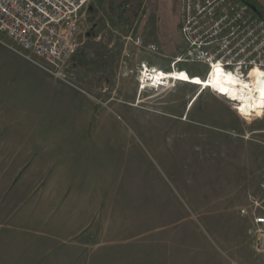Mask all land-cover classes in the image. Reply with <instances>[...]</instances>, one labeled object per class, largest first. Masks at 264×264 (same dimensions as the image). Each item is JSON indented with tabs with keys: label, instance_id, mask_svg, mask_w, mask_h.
<instances>
[{
	"label": "rangeland",
	"instance_id": "rangeland-1",
	"mask_svg": "<svg viewBox=\"0 0 264 264\" xmlns=\"http://www.w3.org/2000/svg\"><path fill=\"white\" fill-rule=\"evenodd\" d=\"M131 33L159 52L126 49ZM182 47L178 0H93L60 76L0 35V264L256 258L238 210L264 173V109L248 121L210 90H140L139 65L168 69Z\"/></svg>",
	"mask_w": 264,
	"mask_h": 264
},
{
	"label": "built area",
	"instance_id": "built-area-1",
	"mask_svg": "<svg viewBox=\"0 0 264 264\" xmlns=\"http://www.w3.org/2000/svg\"><path fill=\"white\" fill-rule=\"evenodd\" d=\"M92 2L0 0V35L28 55L44 61L60 76L78 54L82 25ZM178 6L182 50L172 58L168 69L141 63L138 68L140 90L175 88L181 81L167 78V72L188 73L184 65L201 66L205 70L203 77L188 73L193 81L194 77L202 79L200 92L212 89L207 85L208 79L218 67L244 81L253 79L254 69L264 71V19L250 3L246 0H178ZM124 40L126 49L130 46L159 52L155 44L145 46L141 35L131 33ZM165 77L170 83L163 86L161 82ZM217 96L234 110L238 109L240 101L229 99L219 91ZM258 189L257 194L250 195L248 206L240 213L250 220L254 254L257 260L264 262V173Z\"/></svg>",
	"mask_w": 264,
	"mask_h": 264
},
{
	"label": "bare ground",
	"instance_id": "bare-ground-1",
	"mask_svg": "<svg viewBox=\"0 0 264 264\" xmlns=\"http://www.w3.org/2000/svg\"><path fill=\"white\" fill-rule=\"evenodd\" d=\"M167 73L169 74L166 76L167 78H176L181 81L183 85L192 86L194 88H199V86L203 85L202 79L194 77L196 80L193 81L186 72ZM166 77L161 82L163 86L169 85L170 83ZM252 78L251 81H244L239 79L236 75L227 73L223 71L221 67H218L210 75L208 79L209 84L207 85L212 87V89L209 90L216 95L217 91H219L227 95L229 99L240 101L238 109L236 110L237 114H240V116L245 117L249 121L264 109V71L254 69ZM196 96L197 95L194 96L195 99L193 98L194 102L191 107L198 101L202 94L198 95V97Z\"/></svg>",
	"mask_w": 264,
	"mask_h": 264
},
{
	"label": "crops",
	"instance_id": "crops-1",
	"mask_svg": "<svg viewBox=\"0 0 264 264\" xmlns=\"http://www.w3.org/2000/svg\"><path fill=\"white\" fill-rule=\"evenodd\" d=\"M251 195V193L248 195L247 197V203H248V199H249V196ZM1 203H2V193H0V207H1ZM247 205V204H246ZM245 206H242V207H239V213H240V210ZM1 209V208H0ZM242 216V215H241ZM3 221L1 220V214H0V262H1V254H2V247H1V241H2V233H3ZM244 264H264L263 261H259L257 260L256 258L253 259V258H250L248 261H245Z\"/></svg>",
	"mask_w": 264,
	"mask_h": 264
},
{
	"label": "trees",
	"instance_id": "trees-1",
	"mask_svg": "<svg viewBox=\"0 0 264 264\" xmlns=\"http://www.w3.org/2000/svg\"><path fill=\"white\" fill-rule=\"evenodd\" d=\"M250 3L259 13V15L264 19V9H262L254 0H246Z\"/></svg>",
	"mask_w": 264,
	"mask_h": 264
},
{
	"label": "water",
	"instance_id": "water-1",
	"mask_svg": "<svg viewBox=\"0 0 264 264\" xmlns=\"http://www.w3.org/2000/svg\"><path fill=\"white\" fill-rule=\"evenodd\" d=\"M262 9H264V0H254Z\"/></svg>",
	"mask_w": 264,
	"mask_h": 264
}]
</instances>
